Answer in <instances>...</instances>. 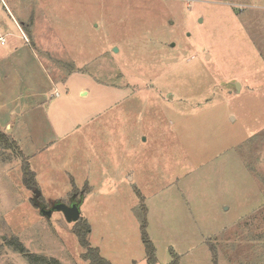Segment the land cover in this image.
I'll return each mask as SVG.
<instances>
[{
	"label": "rangeland",
	"instance_id": "1",
	"mask_svg": "<svg viewBox=\"0 0 264 264\" xmlns=\"http://www.w3.org/2000/svg\"><path fill=\"white\" fill-rule=\"evenodd\" d=\"M0 34V264H90L41 213L73 200L111 264L144 224L157 264H264V0H0Z\"/></svg>",
	"mask_w": 264,
	"mask_h": 264
},
{
	"label": "trees",
	"instance_id": "2",
	"mask_svg": "<svg viewBox=\"0 0 264 264\" xmlns=\"http://www.w3.org/2000/svg\"><path fill=\"white\" fill-rule=\"evenodd\" d=\"M23 182L25 186L32 190L35 194L36 197H39V187L37 184L36 180V174L35 172L31 169L29 161H25L23 163ZM146 224L142 227V240L145 245L146 249V254H147V259L149 264H157V258H156V249L149 238L146 230ZM91 232V227L88 224L86 220H83L82 218L79 219L78 222H76L75 227H74V233L78 236L79 242L82 247L86 249V252L83 254V258L88 260L90 264H111V262L103 257L100 254V251L96 247H92L89 240L88 236ZM23 251V250H22ZM35 260L39 264H60L58 260H48L46 257H35ZM176 264V263H174ZM217 264V262H216Z\"/></svg>",
	"mask_w": 264,
	"mask_h": 264
},
{
	"label": "water",
	"instance_id": "3",
	"mask_svg": "<svg viewBox=\"0 0 264 264\" xmlns=\"http://www.w3.org/2000/svg\"><path fill=\"white\" fill-rule=\"evenodd\" d=\"M53 211H62L69 222H78L81 218L80 201L73 200L70 204L56 203L51 209H41V213L48 217H51Z\"/></svg>",
	"mask_w": 264,
	"mask_h": 264
},
{
	"label": "built area",
	"instance_id": "4",
	"mask_svg": "<svg viewBox=\"0 0 264 264\" xmlns=\"http://www.w3.org/2000/svg\"><path fill=\"white\" fill-rule=\"evenodd\" d=\"M6 43V38L0 34V44L4 45Z\"/></svg>",
	"mask_w": 264,
	"mask_h": 264
},
{
	"label": "flooded vegetation",
	"instance_id": "5",
	"mask_svg": "<svg viewBox=\"0 0 264 264\" xmlns=\"http://www.w3.org/2000/svg\"><path fill=\"white\" fill-rule=\"evenodd\" d=\"M72 203V202H71ZM42 207H46V206H41V208L40 209H42ZM47 209V208H46Z\"/></svg>",
	"mask_w": 264,
	"mask_h": 264
},
{
	"label": "crops",
	"instance_id": "6",
	"mask_svg": "<svg viewBox=\"0 0 264 264\" xmlns=\"http://www.w3.org/2000/svg\"><path fill=\"white\" fill-rule=\"evenodd\" d=\"M8 126H10V125L8 124L6 127H8Z\"/></svg>",
	"mask_w": 264,
	"mask_h": 264
}]
</instances>
